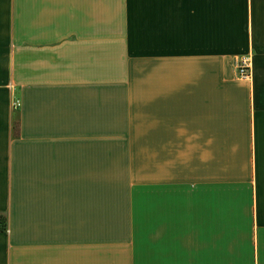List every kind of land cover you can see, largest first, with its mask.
<instances>
[{
    "label": "crops",
    "instance_id": "1",
    "mask_svg": "<svg viewBox=\"0 0 264 264\" xmlns=\"http://www.w3.org/2000/svg\"><path fill=\"white\" fill-rule=\"evenodd\" d=\"M0 214V264H264V0H0Z\"/></svg>",
    "mask_w": 264,
    "mask_h": 264
},
{
    "label": "built area",
    "instance_id": "2",
    "mask_svg": "<svg viewBox=\"0 0 264 264\" xmlns=\"http://www.w3.org/2000/svg\"><path fill=\"white\" fill-rule=\"evenodd\" d=\"M235 75L239 79H248L249 78V63L248 58H240L235 63ZM13 106H16V102L13 103Z\"/></svg>",
    "mask_w": 264,
    "mask_h": 264
},
{
    "label": "trees",
    "instance_id": "3",
    "mask_svg": "<svg viewBox=\"0 0 264 264\" xmlns=\"http://www.w3.org/2000/svg\"><path fill=\"white\" fill-rule=\"evenodd\" d=\"M5 217L0 214V230H3L5 228Z\"/></svg>",
    "mask_w": 264,
    "mask_h": 264
}]
</instances>
